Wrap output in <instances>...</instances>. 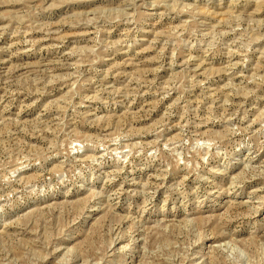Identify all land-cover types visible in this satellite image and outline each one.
Listing matches in <instances>:
<instances>
[{
    "label": "rangeland",
    "instance_id": "rangeland-1",
    "mask_svg": "<svg viewBox=\"0 0 264 264\" xmlns=\"http://www.w3.org/2000/svg\"><path fill=\"white\" fill-rule=\"evenodd\" d=\"M0 264H264V0H0Z\"/></svg>",
    "mask_w": 264,
    "mask_h": 264
}]
</instances>
